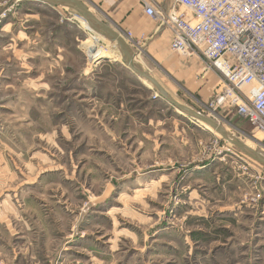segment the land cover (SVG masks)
Instances as JSON below:
<instances>
[{"label":"rangeland","instance_id":"obj_1","mask_svg":"<svg viewBox=\"0 0 264 264\" xmlns=\"http://www.w3.org/2000/svg\"><path fill=\"white\" fill-rule=\"evenodd\" d=\"M4 13L0 264H264L262 165L178 113L117 43L121 60L90 59L93 30L76 10L0 0ZM175 56L171 68L137 63L260 151L248 122L208 108L219 71Z\"/></svg>","mask_w":264,"mask_h":264},{"label":"built area","instance_id":"obj_2","mask_svg":"<svg viewBox=\"0 0 264 264\" xmlns=\"http://www.w3.org/2000/svg\"><path fill=\"white\" fill-rule=\"evenodd\" d=\"M143 5L158 26L171 30L174 54L200 57L224 77L208 108H230L248 122L250 140L264 155V0H172L169 9L155 1ZM5 17L0 15V24ZM121 33L133 46L132 33Z\"/></svg>","mask_w":264,"mask_h":264},{"label":"crops","instance_id":"obj_3","mask_svg":"<svg viewBox=\"0 0 264 264\" xmlns=\"http://www.w3.org/2000/svg\"><path fill=\"white\" fill-rule=\"evenodd\" d=\"M102 14L99 17L118 32L132 33L133 49L140 63L148 56L160 68L172 67L175 54L170 48L172 32L158 24L144 11V1L157 2L169 9L172 0H84ZM3 69L1 70V74Z\"/></svg>","mask_w":264,"mask_h":264},{"label":"water","instance_id":"obj_4","mask_svg":"<svg viewBox=\"0 0 264 264\" xmlns=\"http://www.w3.org/2000/svg\"><path fill=\"white\" fill-rule=\"evenodd\" d=\"M36 1V0H35ZM44 3H49L53 5L67 7L79 12L86 20L88 25L96 31L98 34L104 36L108 40L118 44L122 52V61L130 68L140 79L148 81L152 87H154L160 96L171 103L175 108L181 110L183 113H186L193 119L200 121L219 135H221L226 141L238 147L242 152H244L248 157L258 162L264 167V155L249 147L246 143L242 142L238 137L233 135L231 132L226 130V128L210 117L196 111L192 107L182 104L177 101L169 92L162 86V84L152 75V73L144 68H141L136 62V52L132 48L129 42L123 37L121 32H117L112 29L107 23L102 21L97 17L94 12L90 10V7L86 5L82 0H37ZM103 60V59H102ZM152 89V88H151ZM158 95V94H157ZM156 95V97H157Z\"/></svg>","mask_w":264,"mask_h":264},{"label":"bare ground","instance_id":"obj_5","mask_svg":"<svg viewBox=\"0 0 264 264\" xmlns=\"http://www.w3.org/2000/svg\"><path fill=\"white\" fill-rule=\"evenodd\" d=\"M91 10V9H90ZM92 11V10H91ZM93 12V11H92ZM83 23L86 24V20L83 19ZM83 24V25H84ZM88 24V23H87ZM86 24V25H87ZM89 26V25H88ZM90 27V26H89ZM91 28V27H90ZM91 30H93L91 28ZM100 42H103V43H107L108 44V47L105 48H101L100 47ZM112 41L108 40L107 38H105L104 36L98 34L96 31H92V36H91V41H90V48H88V52L90 53L89 56H90V59L92 58H95L96 56L100 55V54H103L105 51H109L107 52L108 54L106 55H109L113 60L115 61H118V60H121V56L116 54L115 52H113V48L111 46H113V43H111ZM115 43V42H114ZM106 53V52H105ZM121 57V58H120ZM136 62H138L137 58L135 59ZM139 63V62H138ZM137 63V64H138ZM141 81L146 84L147 86L151 87L152 88V85L147 82L146 80L144 79H141ZM177 112L180 113L181 115H185L181 110L177 109ZM226 128V127H225ZM226 130L230 131L228 128H226ZM232 133V132H231ZM253 141V140H252ZM256 145V148H257V144L255 141H253ZM245 143V142H244ZM247 144V143H246ZM248 145V144H247ZM249 147H251L250 145H248ZM252 149H255L253 147H251Z\"/></svg>","mask_w":264,"mask_h":264}]
</instances>
